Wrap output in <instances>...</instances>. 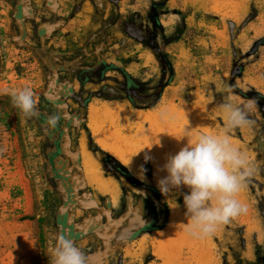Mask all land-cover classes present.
<instances>
[{
    "label": "rangeland",
    "instance_id": "1",
    "mask_svg": "<svg viewBox=\"0 0 264 264\" xmlns=\"http://www.w3.org/2000/svg\"><path fill=\"white\" fill-rule=\"evenodd\" d=\"M225 85L255 101V126L231 137L256 171L238 197L248 212L199 241L214 264H263L264 0H0V264H49L51 236L69 230L88 264H165L157 238L185 221L188 189L164 196L156 167L186 127L223 129ZM23 87L39 96L27 120L11 103ZM104 106L125 110L128 124L117 115L103 130L139 156L144 179L95 141L90 108ZM84 144L118 183L116 203L89 185ZM179 230L170 264H191L195 238Z\"/></svg>",
    "mask_w": 264,
    "mask_h": 264
},
{
    "label": "clouds",
    "instance_id": "2",
    "mask_svg": "<svg viewBox=\"0 0 264 264\" xmlns=\"http://www.w3.org/2000/svg\"><path fill=\"white\" fill-rule=\"evenodd\" d=\"M224 92L226 98L218 106L225 120L223 129L210 131L186 127L184 136L175 138L178 142L186 139V143L177 154L167 159L161 169L167 175L158 180V187L166 197H172L173 192L181 188L188 189L183 196L186 219L180 223V228L195 239L213 237L221 226L248 212L247 204L238 197L247 189L256 168L248 154L233 143L231 132L255 126L251 113L256 104L253 100H239L231 86L225 85ZM38 102L39 96L31 87L11 92V103L25 120L36 116ZM164 116L166 111L161 112V117ZM58 124L56 114L47 119L50 129H55ZM140 178L144 179L143 170ZM170 200L174 201L173 210L177 209L176 199L173 197L167 201ZM50 239L51 246L46 252L49 264H88L86 252L70 230L54 233Z\"/></svg>",
    "mask_w": 264,
    "mask_h": 264
},
{
    "label": "bare ground",
    "instance_id": "3",
    "mask_svg": "<svg viewBox=\"0 0 264 264\" xmlns=\"http://www.w3.org/2000/svg\"><path fill=\"white\" fill-rule=\"evenodd\" d=\"M196 106V105H195ZM193 107V109H197V107ZM198 106V105H197ZM117 115L120 116L121 112H113L107 106L102 108L91 107L90 108V124L93 129V134L95 141L98 145L104 149L106 152L116 157L123 165H125L128 169H130L134 174L140 177V173L138 171V163L139 156L132 155L128 153V149H125L122 145V142L116 141L114 138H109L107 133H111L110 129L104 131V125L112 120L113 122L117 119ZM122 117V116H121ZM120 118V117H118ZM130 137L124 138V142ZM130 140V139H129ZM86 145H83L82 148V165L87 175V180L89 184L96 189L101 194H114V187L116 185L115 181L110 177H105L102 169L99 166V163L93 157ZM131 163L129 165V161ZM160 167H156V179L157 181L163 177ZM116 196V195H115ZM170 227L167 232L162 234L157 238L158 242H161L162 252L161 257L165 260V264H170L171 260V251L169 242L173 239L175 232H180V223L181 219L177 218L174 215ZM177 232V233H179ZM142 245V244H141ZM194 248V252L191 257V264H214L211 247L207 243L201 244L199 239H191V244ZM143 246V245H142ZM143 248V247H142Z\"/></svg>",
    "mask_w": 264,
    "mask_h": 264
},
{
    "label": "crops",
    "instance_id": "4",
    "mask_svg": "<svg viewBox=\"0 0 264 264\" xmlns=\"http://www.w3.org/2000/svg\"><path fill=\"white\" fill-rule=\"evenodd\" d=\"M83 12V9H82V6L81 7H76L75 9L74 8H72L71 10H70V13L72 14H75V15H77V14H79V13H82ZM76 16H74V17H72L71 19V21H70V25H68V27L69 26H71V22H75V20H73L74 18H75ZM81 26H84V24H82ZM115 26H112V29L114 28ZM84 28V27H83ZM105 107V106H104ZM109 108V107H108ZM119 113L121 112V116L123 117L122 118V120H123V122L125 123V124H128V121H129V119H128V116H127V114H126V112H125V110H123V108H119ZM104 150V149H103ZM105 151V150H104ZM111 155V154H110ZM114 157V156H113ZM114 158H116V157H114ZM84 173H85V171H84ZM85 176H86V179H87V175L85 174ZM112 179V178H111ZM114 180V179H113ZM88 181V180H87ZM115 181V180H114ZM89 183V182H88ZM115 183H116V185H115V187H114V194H111V195H107V194H103V195H106V196H109V197H111L112 198V202H114V203H116L117 201H118V199H119V197H120V187H119V185H118V183L115 181ZM90 185V184H89ZM91 186V185H90ZM116 195V196H115Z\"/></svg>",
    "mask_w": 264,
    "mask_h": 264
},
{
    "label": "trees",
    "instance_id": "5",
    "mask_svg": "<svg viewBox=\"0 0 264 264\" xmlns=\"http://www.w3.org/2000/svg\"><path fill=\"white\" fill-rule=\"evenodd\" d=\"M262 262H263V264H264V258H263Z\"/></svg>",
    "mask_w": 264,
    "mask_h": 264
}]
</instances>
